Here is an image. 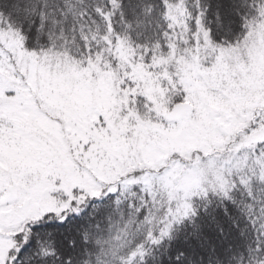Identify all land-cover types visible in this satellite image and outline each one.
Segmentation results:
<instances>
[{
  "label": "snow or ice",
  "instance_id": "obj_1",
  "mask_svg": "<svg viewBox=\"0 0 264 264\" xmlns=\"http://www.w3.org/2000/svg\"><path fill=\"white\" fill-rule=\"evenodd\" d=\"M0 264H264V0H0Z\"/></svg>",
  "mask_w": 264,
  "mask_h": 264
}]
</instances>
